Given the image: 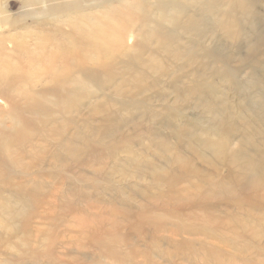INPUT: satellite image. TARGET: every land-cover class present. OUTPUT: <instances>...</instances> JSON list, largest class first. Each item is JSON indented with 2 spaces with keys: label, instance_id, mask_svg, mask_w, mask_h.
<instances>
[{
  "label": "bare ground",
  "instance_id": "1",
  "mask_svg": "<svg viewBox=\"0 0 264 264\" xmlns=\"http://www.w3.org/2000/svg\"><path fill=\"white\" fill-rule=\"evenodd\" d=\"M16 1L0 0V264H264L255 0ZM101 179L135 206L96 198Z\"/></svg>",
  "mask_w": 264,
  "mask_h": 264
},
{
  "label": "rangeland",
  "instance_id": "2",
  "mask_svg": "<svg viewBox=\"0 0 264 264\" xmlns=\"http://www.w3.org/2000/svg\"><path fill=\"white\" fill-rule=\"evenodd\" d=\"M11 3H12V5H13V7H12V9L13 10H16V8L18 7V4H17V1L16 0H9ZM256 2V3H255ZM255 2H254V4H256V5H254V10H255V7L257 8L256 10H258L259 11V13H260V15L261 16H263L264 17V0H255ZM184 37H189V36H184ZM190 38H191V40H193V38H195L196 39V37L195 36H190ZM184 40H186V39H184ZM152 47L154 48L155 47V44H152ZM229 47H231V48H229L230 50H234V48L235 47H233V46H229ZM81 49H83V48H81ZM236 59H237V57H236ZM234 61V60H233ZM184 62H185V58H183V59H181V60H179V61H176V64L177 65H179V66H181L182 64H184ZM175 64V63H174ZM232 64H235L234 62H232ZM196 68V65H193V66H188L185 70H183V71H180V72H178V75L179 76H183L184 77V72H189V71H191V70H194ZM243 79V78H242ZM173 81V80H172ZM171 81V82H172ZM231 92H233V91H231ZM175 100V95L173 94L172 96H170V98H169V100H166V103H163V102H155L156 103V105H159V106H166V105H171L172 103H173V101ZM192 102V101H191ZM190 102V104L189 105H192L193 103H191ZM180 103H182V104H186L187 102L186 101H184L183 99L180 101ZM189 105H187V106H189ZM204 109H207V107H200L199 108V110H204ZM198 110V111H199ZM195 111H197V110H195ZM195 111H193L192 112V110L190 109L189 110V113H191L192 112V114L193 113H196ZM147 119H145V121H146ZM92 125H95V123L94 122H92ZM140 127H143L142 125H140ZM156 127H158L159 128V125H155V128ZM162 132H164V133H168L169 132V130H163L162 129ZM128 133L130 134V135H133L135 132H134V130H129L128 131ZM134 149H137V148H135L134 147ZM122 155H124L123 153L120 155V156H122ZM106 162L107 163H111V161L110 160H106ZM103 166V165H102ZM107 172V169H105V172H104V174L107 176L108 174L106 173ZM104 175V176H105ZM118 175V174H117ZM105 176V177H106ZM117 177V176H116ZM97 181V178H95V179H91V180H89V181H85V182H83V183H85V184H88V185H90V186H92L95 182ZM101 181V183H102V186L100 187V188H97V189H91V191H93V193H94V195H95V197L96 198H101L102 200H106V199H109L110 198V196L111 197H113V198H116L117 200H119L120 202H124V203H126V202H129V204L130 205H133V206H135L134 204L136 203V200L135 199H133V198H131V196L130 197H126V196H123L122 195V193L121 192H119V191H111V188L109 187V185L107 184V182H105V181H103L102 179L100 180ZM129 182H136L137 184H140V185H143L144 184V182L143 181H141V180H139V179H137V178H133V179H130V180H125L122 184H126V183H129ZM63 188L65 187V188H67L68 187V185L66 184V185H64V186H62ZM138 200H139V198H137ZM132 208H134V207H132ZM73 235H75L74 234V232H71V234L67 237V238H60V239H58L59 240V242L60 243H62V242H65L66 240H68V241H71V240H73V241H76L77 240V238H76V236H73ZM86 235L87 234H84V238L86 237ZM133 239H138L137 237H134ZM85 240H87V238L85 239ZM139 240V242L140 243H143L142 242V240H140V239H138ZM164 247H166V244L164 243V244H162V246H161V248L163 249ZM95 247H93V246H91V247H87V248H83V249H81L80 251H78V254L79 255H81V257H83V258H88V259H91L93 256H94V251H95ZM59 249H57L56 248V251H58ZM98 249H96V251H97ZM140 259L141 258H138V261H140ZM154 259L155 260H159V262H161V263H163V264H169V262L167 261V259H163V258H160V257H154ZM174 261H177L178 263H180L181 262V260H177L176 258L174 259ZM39 264H50L48 261H46L45 259H42V260H40L39 262H38Z\"/></svg>",
  "mask_w": 264,
  "mask_h": 264
}]
</instances>
